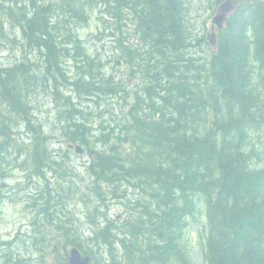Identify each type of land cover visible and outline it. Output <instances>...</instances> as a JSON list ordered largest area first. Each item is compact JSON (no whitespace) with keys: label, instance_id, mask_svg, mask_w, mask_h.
Here are the masks:
<instances>
[{"label":"trees","instance_id":"1","mask_svg":"<svg viewBox=\"0 0 264 264\" xmlns=\"http://www.w3.org/2000/svg\"><path fill=\"white\" fill-rule=\"evenodd\" d=\"M192 15L189 0L0 1V42L16 41L4 30L8 20L12 35L35 49L28 56L34 61L0 63V181L22 166L31 182L33 175L47 182L35 211L53 223L56 216L63 248L95 255L78 226L65 221L73 189L48 173L56 165L71 169L69 144L79 143L92 182L77 195L94 198L87 213L93 240L109 255L103 264H203L193 257L188 225L201 213L204 264H264V145L250 142L254 130H264V0H243L219 31L217 49L204 53L197 46L207 39L193 41L204 24L195 28ZM85 24L110 40L121 74L89 47ZM134 72L143 82L130 100ZM49 97L60 105L61 160L49 145L54 134L32 111V102ZM93 105L108 108L99 114H111L110 129L90 117ZM67 171L61 178L76 181ZM130 185L141 192L123 201ZM111 198L125 204L121 226L114 219L99 226ZM0 253V264H44L15 248Z\"/></svg>","mask_w":264,"mask_h":264},{"label":"rangeland","instance_id":"2","mask_svg":"<svg viewBox=\"0 0 264 264\" xmlns=\"http://www.w3.org/2000/svg\"><path fill=\"white\" fill-rule=\"evenodd\" d=\"M0 1L3 2L4 0ZM189 4L192 13L194 14V16L192 15L191 17L194 19V25H196L195 28H197V23H199V25L204 24V27L199 29V32L195 33L196 36L193 41L198 42V40L196 39L198 37H204L207 39V36L213 33L211 29V20L212 16L214 15L215 8L217 7L215 6L216 4L214 3V0H189ZM96 14L97 16L95 17L96 20H98V12L92 11V16ZM3 24L5 25V32L8 35H11L12 38H15L16 41H8L6 40L5 36L3 37L4 43L0 42V63L4 65H10L17 62L19 63L24 61H34V59H29L28 56H30L29 53H34L35 49L31 48L27 44H24L20 37L16 38L14 35H12L14 34V28L11 22H9L8 20H4ZM93 29L94 27L87 24H85L83 27L84 34L87 35L89 42L91 43L89 47L95 46L98 52L101 51L103 65L105 67L108 65L112 69V71L117 70V73H119L120 68H113L116 65L119 67L121 66V64H115L113 62L115 56H118L116 54L117 51H115L114 48L110 46V40L102 37H94L93 33H95V31H93ZM98 33L100 32L98 31ZM197 47H199L197 51L200 53H204L202 47L203 49H206L208 51L215 50V47H213V45L209 43V41L206 42L204 40L202 41V43H199ZM109 48L111 49L110 51ZM193 49L195 48L192 46L191 51H194ZM197 51L194 52L197 53ZM95 55L97 56V54ZM127 69L130 70L128 67ZM153 71H155V69H153ZM130 76L132 77L133 89H131V96H129V99L132 100L134 98L133 96H135L134 89L138 88L141 85L140 83H142L143 81L138 72H134L133 75L130 74ZM124 103L125 102L122 101V107L126 106V104ZM115 104L116 106H118L117 103ZM129 104L130 102L128 103L127 107L129 106ZM32 105L33 114L37 118L39 117L42 120L46 129L45 131L47 133L54 134L49 137V145L53 150V153H55L56 155L55 158L61 160V155H59L58 152H61L62 155H64L65 150H63L64 145H62L59 140L58 134H61L59 127H56V116L60 110L59 103L55 101L54 98L49 97L37 99L36 101L32 102ZM76 105L77 107H82L80 104H78V102H76ZM94 107L95 106L93 105V107H88L87 109L93 111L90 117H94V119L97 120L98 127H100L101 123H103L110 129L109 125L112 123V121H110L111 114L107 112H102L103 114L101 116L99 114L101 110H106L108 108L105 107L103 109V107H97L96 109ZM120 113L122 114V111L118 112V114H116L115 116H118ZM96 114H98L99 116H97ZM121 118L122 116L120 117V119ZM26 133L27 132L22 129L21 138L27 142H30L32 140V135H28ZM250 142L251 147L253 145H257L255 146L256 148L262 147L264 145V130H254V132H252L251 134ZM70 155L73 156V158L68 157L65 159L69 161V163H71V169L56 165L57 170L48 171L49 177L51 178L52 182L57 180L61 181V184L66 188V190H70L71 188L73 189L75 196L73 194L74 197L72 196V198L66 201L67 217L65 218V221L72 222V225H75L76 227L78 226V228L82 232V235L84 236L82 239L86 241V245H88L86 246V248L89 250L93 248V253L95 254L93 257L94 262L97 264H103L104 260H108L109 255L106 251V246L100 243V241H98V236H96V233L94 234V230L91 227L92 222L89 221V213H87L88 209H93L94 198L90 195L89 197H87V200H83L79 199V195H77L78 188L83 187V189L86 191L87 188L90 187L92 182V178L87 174L86 168L87 151L84 150L83 153H76L73 149H71ZM255 165L260 167L261 165H263V162L255 160ZM65 170H70L67 171V174H73L76 181H70L67 184L66 179L61 178V171ZM27 174L28 170H26L22 166H14L9 171V175L7 176L8 180L4 181V179H1L0 181V193L3 197V200H0V249L2 252H6L10 247L11 249L15 248L16 250L21 251V254H25L27 257H31L32 261L36 263L37 260H39L44 264H65L63 256H67L69 247H67L66 249L61 246L63 242L61 231L55 225L56 223H58V219L56 220V216H54L53 223L45 218V216H42L41 213L35 211V209L39 208L41 204L43 205L42 200L40 199L41 197L39 190L40 187H45L47 182L43 181L36 175H33V177L31 178V182ZM140 192V189L133 185H130L125 198L122 200L128 201L129 198L135 199L137 198V195L140 194ZM80 196L82 197V195ZM63 198H67L66 193H63ZM58 199L60 200V198ZM122 200L121 198H111L105 201V217H100L99 226H101L103 223L107 224V222H110L113 219L117 227L121 226V219L124 218L126 211L125 204H123ZM87 205H89L88 209ZM56 206H60L59 202H57ZM188 225L190 229V241L192 243L190 248L193 257L195 260L201 261V263L204 264V261L206 262L204 258V241L205 234L208 229L206 219L201 213L198 217L190 219ZM91 238L92 240L88 244V241ZM96 238L98 240H93ZM6 240H8V242H6ZM58 243L59 246L55 251H53L52 245H57ZM184 244L187 248L186 243ZM39 248H41L42 250H38ZM121 260L123 263L121 261H110V263L128 264L123 259ZM0 262L2 263L4 262V260L0 258Z\"/></svg>","mask_w":264,"mask_h":264},{"label":"water","instance_id":"3","mask_svg":"<svg viewBox=\"0 0 264 264\" xmlns=\"http://www.w3.org/2000/svg\"><path fill=\"white\" fill-rule=\"evenodd\" d=\"M236 0H223L218 5L215 14L212 17V29L214 30L216 25L219 29L224 28L225 22H227L230 14L236 9ZM208 40L213 46H216L218 39L216 33L213 32L208 35ZM73 147L74 145H70ZM76 151L81 153L83 148L80 144L74 146ZM68 261L66 264H92V257L90 255H84L78 247H72L67 252Z\"/></svg>","mask_w":264,"mask_h":264},{"label":"bare ground","instance_id":"4","mask_svg":"<svg viewBox=\"0 0 264 264\" xmlns=\"http://www.w3.org/2000/svg\"><path fill=\"white\" fill-rule=\"evenodd\" d=\"M126 32V31H125ZM162 68V67H161ZM160 77V76H159ZM18 211V210H17Z\"/></svg>","mask_w":264,"mask_h":264}]
</instances>
